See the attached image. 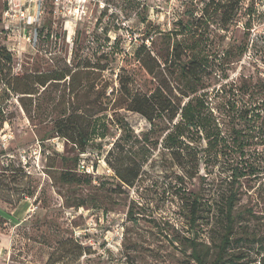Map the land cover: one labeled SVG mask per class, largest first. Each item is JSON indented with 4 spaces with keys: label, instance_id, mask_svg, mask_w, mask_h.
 <instances>
[{
    "label": "rangeland",
    "instance_id": "rangeland-1",
    "mask_svg": "<svg viewBox=\"0 0 264 264\" xmlns=\"http://www.w3.org/2000/svg\"><path fill=\"white\" fill-rule=\"evenodd\" d=\"M8 8L0 0V48L11 56L0 57V264H196L188 239L220 237L230 172L205 162L188 177L163 147L161 118L149 132L143 116L115 102L125 55L142 42L164 53L163 33L180 20L200 41L198 93L226 111L224 128L249 132L244 159L255 174L239 189L233 247L246 264H264V0H43L28 26ZM164 75L146 74L143 92ZM246 110L247 120L234 115ZM71 120L89 131L84 151L76 130L62 127ZM119 121L139 140L137 161L147 160L132 187L108 162L125 134ZM194 199L204 209L196 224ZM24 200L28 211L11 218Z\"/></svg>",
    "mask_w": 264,
    "mask_h": 264
},
{
    "label": "trees",
    "instance_id": "trees-1",
    "mask_svg": "<svg viewBox=\"0 0 264 264\" xmlns=\"http://www.w3.org/2000/svg\"><path fill=\"white\" fill-rule=\"evenodd\" d=\"M179 26V30L163 33L166 45L164 53L153 55L152 50L142 42L133 53L125 55L123 73L119 75L121 88L115 97V102L123 100L122 108L143 116L149 122V132L156 129L158 126L156 121L161 118L159 122L163 124L160 129L164 133L163 147L169 152L173 161L184 169L188 177H196L200 172L201 164L205 162H209L214 167L218 165L219 168H224L221 172H230L232 190L226 197L222 209L225 221L220 237L216 242L209 241L212 245L197 238H190L186 247L191 249V258L196 264H246L242 261L245 257L241 252L234 251L233 242L234 228L237 224L235 207L239 189L244 179L255 174V170L248 167L244 159L249 132L238 125L224 128L225 124L221 117L226 111L214 109L208 96L198 93L197 86L202 80L204 67L203 58L198 51L200 41L196 39L198 34L190 29L188 22L184 24L180 20ZM4 56L9 60L11 58L9 54H5L4 48H0V57ZM83 68L87 71L90 67L86 65ZM107 68V65L97 67L98 75L102 77ZM78 70L69 72L65 77L70 76V82L74 81L76 75L80 73ZM157 70L166 72L165 84H160L151 94L143 92L141 87L143 78L146 74L156 75ZM65 77L52 79L61 80ZM40 83L46 86L47 80ZM107 87L108 85H104L103 89L106 91ZM222 92L226 93L223 90ZM236 113L239 114L236 117L241 116L240 118L243 117L245 120L250 115V111L247 110L235 111L234 115ZM241 113L243 114L240 115ZM119 123L123 126L125 134L123 133V136L115 142L108 162L121 182L132 187L140 176L141 167L138 164L140 161L136 159L139 155L134 150L139 140L137 138L134 141L129 140L131 135H126L127 121L124 123L119 121ZM62 127L76 130L80 139L78 143L84 151L90 141L89 131L72 120L65 121ZM106 127L107 125L102 123L98 130L104 131ZM131 154L136 161L131 158ZM191 159L193 163L190 165ZM145 161L147 160L143 158L140 163ZM192 207L191 220L196 224L204 211L202 201L194 199ZM244 235L250 238L247 233L241 236Z\"/></svg>",
    "mask_w": 264,
    "mask_h": 264
},
{
    "label": "built area",
    "instance_id": "built-area-1",
    "mask_svg": "<svg viewBox=\"0 0 264 264\" xmlns=\"http://www.w3.org/2000/svg\"><path fill=\"white\" fill-rule=\"evenodd\" d=\"M29 2L28 7L22 8L21 4H18V7L15 8L14 0H8V9L5 13V16H13L10 11L15 13V17L24 23L25 26L33 25L36 18L41 14V5L43 0H27ZM58 1V0H56ZM3 146L5 147L8 142V137L4 135L3 137ZM85 167V165H82Z\"/></svg>",
    "mask_w": 264,
    "mask_h": 264
},
{
    "label": "crops",
    "instance_id": "crops-1",
    "mask_svg": "<svg viewBox=\"0 0 264 264\" xmlns=\"http://www.w3.org/2000/svg\"><path fill=\"white\" fill-rule=\"evenodd\" d=\"M23 204V205H22ZM28 206H29V203H28V201H26V200H24L23 202H21L20 204H19V206L12 212V215L10 216L11 218H12V216L14 215H16L17 217H19L20 216V214H25L27 211H28ZM21 208V209H20ZM20 209V211H18L17 212V210H19ZM24 210V211H23ZM1 216H4L5 217V215H1Z\"/></svg>",
    "mask_w": 264,
    "mask_h": 264
}]
</instances>
